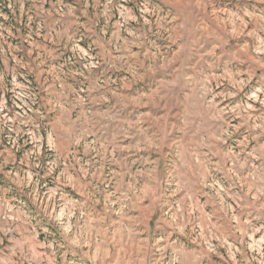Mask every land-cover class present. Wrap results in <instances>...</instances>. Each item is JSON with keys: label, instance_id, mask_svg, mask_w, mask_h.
<instances>
[{"label": "rangeland", "instance_id": "obj_1", "mask_svg": "<svg viewBox=\"0 0 264 264\" xmlns=\"http://www.w3.org/2000/svg\"><path fill=\"white\" fill-rule=\"evenodd\" d=\"M0 264H264V0H0Z\"/></svg>", "mask_w": 264, "mask_h": 264}]
</instances>
